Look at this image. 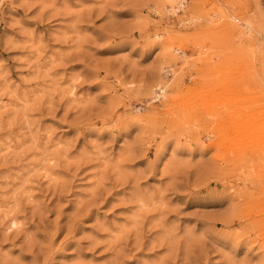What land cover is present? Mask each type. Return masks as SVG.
Instances as JSON below:
<instances>
[{
  "label": "rangeland",
  "instance_id": "1",
  "mask_svg": "<svg viewBox=\"0 0 264 264\" xmlns=\"http://www.w3.org/2000/svg\"><path fill=\"white\" fill-rule=\"evenodd\" d=\"M177 7L0 0V264H264V0Z\"/></svg>",
  "mask_w": 264,
  "mask_h": 264
},
{
  "label": "bare ground",
  "instance_id": "2",
  "mask_svg": "<svg viewBox=\"0 0 264 264\" xmlns=\"http://www.w3.org/2000/svg\"><path fill=\"white\" fill-rule=\"evenodd\" d=\"M166 2L170 3L173 2L174 0H165ZM184 2H187V1H184V0H178V7L176 8V11H179L180 9H182L184 7ZM162 94H164L166 91L164 89H160L159 90ZM161 95L158 94L155 90V99H160ZM264 128V127H263Z\"/></svg>",
  "mask_w": 264,
  "mask_h": 264
},
{
  "label": "built area",
  "instance_id": "3",
  "mask_svg": "<svg viewBox=\"0 0 264 264\" xmlns=\"http://www.w3.org/2000/svg\"><path fill=\"white\" fill-rule=\"evenodd\" d=\"M184 1H188V0H184ZM158 101H159V99H154V100H153V103L157 104Z\"/></svg>",
  "mask_w": 264,
  "mask_h": 264
}]
</instances>
